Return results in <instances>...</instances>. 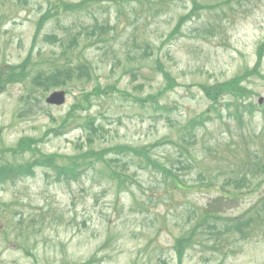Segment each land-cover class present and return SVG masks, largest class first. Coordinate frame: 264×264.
<instances>
[{
    "label": "rangeland",
    "instance_id": "374dc122",
    "mask_svg": "<svg viewBox=\"0 0 264 264\" xmlns=\"http://www.w3.org/2000/svg\"><path fill=\"white\" fill-rule=\"evenodd\" d=\"M167 1L175 7L156 15L152 3L122 4L120 11L102 4L91 26L108 25L105 42L89 37L71 56L90 64L101 87L120 93L84 112L79 88L70 87L65 106L56 108L32 81L64 61L59 44L44 40L45 33L63 35L64 21H51L32 50L48 1L0 0V65L29 75L0 94V151L32 138L41 155L107 154L105 163L80 161L87 172L71 184L54 183L35 167L31 177L0 185V264H264V53L252 71L264 38V0H197L205 8L181 23L190 0ZM67 21L75 32L91 19L79 13ZM248 70L241 86L251 95L223 96L210 108L200 86L215 88ZM156 95L157 111L134 101ZM74 104L77 116L93 118L89 131L61 128ZM121 146L151 149L152 161L189 188L141 169V158L110 153ZM21 154L17 163L25 164L31 154ZM13 161L0 152V163ZM238 179L241 195L230 197ZM209 210L217 216L204 222ZM235 220L243 233L230 230Z\"/></svg>",
    "mask_w": 264,
    "mask_h": 264
},
{
    "label": "trees",
    "instance_id": "16d2710c",
    "mask_svg": "<svg viewBox=\"0 0 264 264\" xmlns=\"http://www.w3.org/2000/svg\"><path fill=\"white\" fill-rule=\"evenodd\" d=\"M49 3V7L45 8L44 12L36 19L35 23V31L33 36V44L32 50L36 46L37 39L41 34L42 30L45 29L49 25L51 21L54 24L58 23L59 21L63 20L66 26H64V34L59 36L50 35L48 33L44 34V40L52 45L59 44L61 48V54L64 57V61L55 69L50 70L49 73H39L35 76L32 81L34 84L40 89L39 93L47 92L50 90H56L58 88H67L72 87L79 88L81 91L77 102L81 107H86L87 109L84 111L86 112L91 105V102L98 99V101H102L105 97H111L114 93H120L116 89L111 86L101 87L97 82L96 76L94 72L90 69L91 67L86 61H82L77 58H73L71 56L72 51L79 46L81 42L86 43L90 40L89 37H95L98 42L104 43L105 42V30L108 25H104L96 23L94 26L91 24L96 21V13L99 9H102L103 3H110L114 7L117 8L118 11L122 9V4H131L134 3L139 5V8L144 7V5H149L152 3V13L156 15V13L160 12L164 5L167 4V0H80L79 2H73L68 0H47ZM197 0H190L192 10L188 15L182 16L180 18V22H184L189 17H194L198 14V11L204 9L205 7L200 6ZM144 4V5H143ZM175 5L170 3L166 5V8H173ZM139 10V9H138ZM137 7H133V12L136 13ZM79 13L82 15L87 14L90 16L91 22L82 26L77 31L73 32V27L69 25L67 18L74 16H79ZM64 16V17H60ZM91 26V27H90ZM89 27V28H88ZM53 29V27H50ZM173 30V29H172ZM179 30V25L175 28L174 31L168 33V36H172L174 33H177ZM44 31V30H43ZM264 53V39L259 42V46L257 49L258 58L256 60V65L252 71L256 72L258 67L261 63V58ZM30 56L28 57V59ZM76 60V61H74ZM15 67L5 66L3 64L0 65V94L3 93L6 89V86L11 84L21 83L27 80L29 75L24 73V75H19L16 72ZM162 67H157V70L161 73V76L166 81H170V77L168 73H165L162 70ZM85 73V79L82 80L83 75ZM248 75H251L250 71H246L242 75L225 82L224 84H220L215 88H206L204 86H200L201 91L203 92L204 96L210 102V108H215V106L220 103V100L223 96H227L230 98L231 101H239L241 99V92L250 96L251 94L247 92L245 87H242V81H244ZM77 80V81H76ZM95 80V85L92 87L90 92H87L86 87L90 86L93 81ZM93 92V94L91 93ZM158 96H149L145 99H141L145 102H139L138 100L134 99L136 103H138L141 107H145L149 105L154 110H158ZM90 98H95L94 100H90ZM252 105V104H251ZM75 104L71 107L70 112L62 119L61 121V128H87L88 131L93 127V118L88 117V115H78L75 111ZM247 108V107H246ZM163 111H166V107L161 108ZM264 116V113H263ZM39 141L37 139L32 138H23L21 139L17 145L8 150V153L15 157L20 152L22 154H31L30 159L25 164H19L17 161L3 163L0 166V185L13 183L16 180L20 179L21 177L32 176L33 169L35 167L45 169L47 171L46 176L48 178L53 177L54 182L56 183H71L74 180H77L80 175L86 173L87 171L82 169L79 166L80 161H89L93 160L94 162H104L105 163V156L107 154L104 151H88L84 153H79L78 155L72 156H65L59 154H49V155H41L39 154V150H37V145ZM111 154H118V153H125L130 154L136 158H141L144 160V163H139L140 166H144V169L151 167L152 169H156L158 172L162 174L163 178L167 180V183L181 191H186L189 187H187L177 176L174 174L170 169L166 168L164 165L154 163L150 156L151 149L148 148H133L130 146H121L111 148ZM264 164V163H262ZM92 166V165H91ZM258 167L257 164H254L252 169ZM251 170V169H250ZM114 176H118L115 172L113 173ZM255 179V177H253ZM240 182H243L241 180ZM249 182V179H246V183ZM245 183V184H246ZM238 194L233 195L234 198H237ZM208 215V213L206 214ZM230 230L233 231L234 229L239 233H243L242 223L240 221H233ZM180 242L184 244L186 239L181 237Z\"/></svg>",
    "mask_w": 264,
    "mask_h": 264
},
{
    "label": "water",
    "instance_id": "95a60500",
    "mask_svg": "<svg viewBox=\"0 0 264 264\" xmlns=\"http://www.w3.org/2000/svg\"><path fill=\"white\" fill-rule=\"evenodd\" d=\"M65 102V94L64 92H54L49 95L46 99V103L51 105H62Z\"/></svg>",
    "mask_w": 264,
    "mask_h": 264
}]
</instances>
